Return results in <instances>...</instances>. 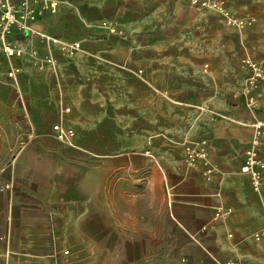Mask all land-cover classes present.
<instances>
[{
  "label": "crops",
  "instance_id": "1",
  "mask_svg": "<svg viewBox=\"0 0 264 264\" xmlns=\"http://www.w3.org/2000/svg\"><path fill=\"white\" fill-rule=\"evenodd\" d=\"M55 1L54 11L38 10L33 22L55 41L18 30L8 36L32 66L55 73L57 82L53 74L22 75V56L8 58V70L21 69L15 86L39 132L3 157L0 186H12L0 191V264H264V239L254 238L264 219V179L253 189L241 171L252 123L264 117V75L252 91V106L243 93L251 74L245 59L264 72V0H225L233 14L253 18L243 28L208 9L218 27L210 60L199 65L208 83L191 79L178 64L162 63L157 70L148 64L137 75L124 70L115 52L120 41L104 22L106 31L80 37L85 57L63 62L57 48L65 53V44L79 41L44 22L67 13L77 15L78 25L77 17L138 18L144 37L136 43L153 46L170 41L149 33L163 8L174 5L184 15L207 9H193L189 0ZM112 21L121 27V19ZM80 50L79 42L74 55ZM47 55L56 64L38 68L35 58ZM183 56L163 54L162 61ZM174 93L196 108L185 103L174 116ZM52 119L74 129L71 144L53 136ZM199 138L209 140L208 178L203 164L192 167L184 156V143ZM128 148L136 150L139 174L151 163L157 181L127 174ZM218 207L232 211L217 220Z\"/></svg>",
  "mask_w": 264,
  "mask_h": 264
},
{
  "label": "rangeland",
  "instance_id": "2",
  "mask_svg": "<svg viewBox=\"0 0 264 264\" xmlns=\"http://www.w3.org/2000/svg\"><path fill=\"white\" fill-rule=\"evenodd\" d=\"M186 2H188V0H186ZM70 5L71 4H68V6ZM155 6L156 3L150 5L148 8L152 10ZM85 9H88V6H85ZM191 11L190 15H184L181 11H177L174 5H168L166 8H163L162 11L156 13L154 19L150 23L151 30L149 33L152 37H168L170 41L165 44H156L153 46H144L136 43V40L144 37L143 31L137 30L139 25L142 24L138 18L133 19L132 17L131 20V17L129 18L127 16L117 17L103 15L102 17L93 16V19L85 17V20H83L82 18L77 17L80 21V24L78 25L76 24L75 18L77 15L69 17V13H67L66 16L63 15L61 17L60 14V17L54 16L50 19H45L44 22L48 29L51 28L55 31L69 34L72 37L69 39L80 42L81 50L74 56L66 55L61 46L57 48L58 50L56 54L59 55V58L63 62L68 61V59L85 57L87 54L84 52V46L80 37L85 38V36H88L87 34L91 36L94 35L95 32H101L102 30L106 31L105 26H103L102 23L107 22L108 24L115 25L113 23H116V21L112 20L118 18L121 19V27L119 28L116 25V30L114 32L110 31V29L108 30L111 33L117 34L116 39L120 41L115 52L116 55L123 60L121 65L124 70L129 72L132 71L137 75L141 69L143 70V74H145V66L148 64L155 70H157L156 68L162 63L178 64L190 71L191 79H203L202 81L208 83L209 78H206L201 73L199 65L201 61H209L211 54L213 53L211 46L215 45V36L218 35V27L214 25L216 16L214 15V18L211 17L209 14L212 15L215 12L208 9L204 11ZM103 34H105L106 37H110L106 32H103ZM173 53H184V56L182 59L176 58L172 62L162 61L163 54L168 55ZM93 55L97 56L98 54ZM20 60L22 75L27 76L34 73L50 74L36 69L34 65L32 66L28 54H24ZM8 67V57L0 52V169L2 168L3 171L7 169L6 160H3V157L6 153L16 152V147L20 144V142L16 141L18 139V134L26 130H32L31 128L33 126L34 128L37 127V119L26 116V109L28 108L25 106L21 91L15 86L16 81H14V79L8 74ZM51 74L55 75V82H57L56 74ZM21 80L22 78H19L20 85L22 89L25 90ZM169 98L173 105L174 116L178 115L180 110H184V107L186 106L185 103L193 104L192 106H187L189 109L196 108L197 106H195L197 103H191L186 99H180L175 93L170 94ZM178 101L181 102L178 103ZM198 110L200 111V109ZM55 122L59 121L52 119V121L48 122L50 124V129H52L53 123ZM34 131L36 133L39 132L37 128H35ZM12 147H14V149H11ZM125 153L129 158V161L125 166L128 175H139V177H143L147 182L157 181L155 166L151 163L147 164V167L142 170L141 174H139L140 172L138 175L130 174L129 169L137 167L135 164L136 150L128 148ZM124 175L126 176V174Z\"/></svg>",
  "mask_w": 264,
  "mask_h": 264
},
{
  "label": "built area",
  "instance_id": "3",
  "mask_svg": "<svg viewBox=\"0 0 264 264\" xmlns=\"http://www.w3.org/2000/svg\"><path fill=\"white\" fill-rule=\"evenodd\" d=\"M57 6L55 0H0V51L8 58L22 56V46L14 43L9 39V35L13 30L21 32H27L30 34L36 33L40 37L46 40H56L53 36H48L45 33L38 31L33 22L36 20V12L38 10L50 9L54 11ZM189 7L196 10L211 9L222 15L224 22L228 25L243 28L251 23L253 18L237 14H233L229 7L226 5L225 0H189ZM110 31L116 30L115 25L103 23ZM79 49V42H68L65 44V53L74 55ZM35 64L38 68L43 69L47 66H54L56 64V58L54 56H44L35 58ZM245 62L251 68V74L247 78L246 85L244 87V95H246L247 105L252 106L253 95L252 91L258 85L257 83L262 80L264 72L261 66H259L254 60L245 59ZM202 68L204 72H209L210 67L208 64H203ZM19 66H11L8 70V74L11 78L16 80L17 75L20 73ZM69 108H64L63 111H69ZM253 134L250 144L245 150V158L241 166V171L248 173L250 177L251 186L253 189H258L263 183L264 179V117L256 118L253 123ZM36 132L32 130H26L18 134L16 141L25 143L32 140L35 137ZM75 131L72 127H68L61 122L53 123V136L61 142L71 144ZM208 147L209 140L206 138L194 139L184 143V156L186 162L194 167L197 164H203L205 169L204 175L208 178L210 176L212 164L208 161ZM262 153V154H260ZM130 174L138 175L139 169L130 168ZM10 182H5L0 186L2 189H10ZM232 208L218 207L215 212L217 220H222L227 217ZM7 235H3L1 239L6 238ZM256 240L264 239V219L262 226L254 233ZM229 264H238L236 261H231Z\"/></svg>",
  "mask_w": 264,
  "mask_h": 264
}]
</instances>
